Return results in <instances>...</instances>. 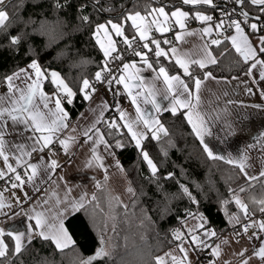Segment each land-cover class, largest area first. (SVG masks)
<instances>
[{
    "label": "snow or ice",
    "instance_id": "6c2138e0",
    "mask_svg": "<svg viewBox=\"0 0 264 264\" xmlns=\"http://www.w3.org/2000/svg\"><path fill=\"white\" fill-rule=\"evenodd\" d=\"M93 8L96 11H112V8L104 7L102 0H91ZM12 6L18 9L21 4H13L12 0H0V33L7 34L10 26V14L8 7ZM231 5V7H229ZM184 6H190L191 11H185ZM55 7L62 8L63 5L60 0H55ZM83 8V6H82ZM170 8V11H166ZM255 8L261 15L256 16V21L250 23L251 13L245 9ZM207 9L213 11H220L221 18L218 21H213V16L207 13ZM16 13H13V16ZM236 15L242 19L232 20L231 17ZM189 18L199 21L206 26L203 27L199 33L194 31H181L175 34V41H183L184 37L200 34L201 38L204 36H211L215 31L218 36L224 35L226 29L234 30V34L224 36V40L213 38L202 45L203 58L201 59H182L175 46L170 47L167 51L161 47V44L172 45V41L168 39H157L151 35L153 31L163 35L166 32L172 31L174 26H178L181 30H185ZM83 23L91 24L89 16L82 15L80 17ZM131 22L128 24V22ZM211 22V23H209ZM133 30L131 37L125 34V26ZM245 27L251 30V35L255 36L257 32H264V0H225L223 6L217 5L215 0H179V6L175 4H162L160 6H152L151 4L144 7L141 11L121 12L117 20L108 19L104 23H96L93 26V36L96 43L99 44L103 51L105 62L103 67L94 73L93 80L83 78L80 82V87L74 91L60 76L58 72H49L42 69L39 62L33 59L26 67L18 68L11 75H7L0 79V85L6 87L7 91L0 94V181L4 182L3 189L0 190V218L8 219L10 216L23 214L29 220H35L34 225L28 226L27 232L14 233L8 231L6 227H0V264L7 261L12 264L13 257H19L26 246L30 243L34 236H39L43 240L51 241L56 250L61 254H65V250L71 249L75 251V241L64 227L65 214H72L81 209L87 210L88 204H94L96 196L93 194L89 199L87 193H82L76 200H70L65 195L63 200L57 199V204L63 203L65 207L63 210L57 212V225L47 223V219L42 212H37L35 215H30L24 211L22 205L26 200L30 199L27 192H24L23 199L16 196L15 189L23 188L27 184H34L36 177L43 170L48 174V179L52 180V174L60 167L56 159H49L45 163V158L42 155L45 150L51 156L55 153L52 150V145L58 143L61 148L68 153L69 142H75V136L69 135L65 139H60L57 133L63 132L64 129L69 128L68 120L70 119L68 112L63 107V102L68 104L73 103V99L81 94L84 100H91L96 93L97 88L95 83L107 84L109 90L113 91V95L118 93L114 90V85H123L124 89L128 91V95L132 99V103L137 104V98L141 95H146V103H151L156 111H160L159 104L155 101V87L154 84H145L143 78L139 73L144 70L138 67V63L146 66V69H151L157 73L154 79L159 80L163 78V83L166 85V93L172 96L170 110L175 115L178 109H187L184 113L187 122L191 125L192 134L202 145L203 152L209 159H225L214 154L213 148L206 142L205 137L211 135L208 128L207 119L197 110L200 97L199 91L202 84L200 77L194 75L190 70V65H196L200 70L205 69L208 65H215L218 63L217 57L212 54L211 46L219 47L224 41H229L232 49L239 55L244 65H247L243 74L245 77H254V70L259 69V81L264 82V35L255 36V43L249 39V34L246 33ZM101 34L105 40H101ZM113 36L122 38L119 43L125 45V51L130 50V55L139 57V62L124 63V55L117 48L118 41L113 39ZM9 46L15 47L21 43L22 37L19 35H9ZM154 46V47H153ZM146 50V51H145ZM155 57V63H159L161 57L169 58V53L175 57V64L183 70V75L188 77L193 84L190 88L189 84L181 78L180 75H169L164 66L159 69L153 67V62L149 60V54ZM224 53H221L223 55ZM62 56H67V52H62ZM187 56V54H184ZM121 62L120 67L115 70L110 67L114 62ZM119 73V75H117ZM204 80L213 78L211 72L203 73ZM237 79V77H233ZM48 81L54 86L51 93L44 91L43 84ZM136 81L135 84L130 83ZM252 83H257L253 78ZM132 87L138 89L135 95L132 94ZM246 91L252 93L251 87H246ZM260 95L264 97V89L260 91ZM183 97V99H181ZM167 98V95L165 96ZM52 105V107H49ZM110 106L106 101H102L97 105L99 109V116L85 129L80 135L84 139V143L92 142L90 146L91 157L86 162V167H98L103 169L105 175V182L108 179V170L103 163V157L97 154V147L103 144L104 151L107 155L115 157L113 148H123L125 144L121 139H116L114 144L109 143L105 136H125L130 135L131 139L135 141V147L141 150V155L150 169L152 176L158 172L156 164L150 159L147 151L142 148L141 141L147 138V133H151L152 139H160V134L167 135V129L160 123L159 119L151 116L141 114V108L137 105V117L134 121L126 119L127 114L119 109V119L123 123L112 120L111 122L102 121L103 114ZM112 107H115L113 105ZM256 107H261L257 105ZM96 112V109L92 110ZM104 123L107 125V133L101 132L97 125ZM143 125L146 131H137ZM127 129V133L121 129ZM71 131L75 133L76 128ZM15 137V139H11ZM95 137V139H94ZM33 154L38 156V161L31 162ZM247 155H242L239 160L225 159L226 163L236 165L240 173L246 177L248 181L258 179L255 176H249L246 168L248 167ZM115 166L123 171L120 162L115 161ZM169 174L168 178H171ZM260 176L264 177V170L260 172ZM61 176L59 180H63ZM55 183V181H53ZM97 188L102 187L100 182L96 184ZM182 191L189 197L192 203H197L196 199L192 197L187 187L181 185ZM39 190V189H36ZM11 191L12 202H8L4 196L5 192ZM70 191V189L68 190ZM127 191L135 195L134 190L129 187ZM232 193V201H225V203L234 202L242 213V218L247 220V223H240L241 217L235 216L230 218V223L235 220L240 223V229L235 232L236 242L239 243V238L247 235L250 229H254L249 240L258 239L261 245L256 248L253 247L251 254L248 249H243L235 255L238 257L239 264H249V260L253 256L264 264V220L253 219L254 212L258 210L264 213V198H253L252 203L257 205V208L250 211L247 203L241 200L237 194V190L229 189ZM244 186L239 187L238 192H245ZM56 194L53 193V196ZM118 205L122 202L119 197L114 198ZM45 204L48 201H44ZM14 205L21 207V212L14 211ZM98 207V205H94ZM125 210L127 205H123ZM33 211H35L33 209ZM115 218L114 216L112 217ZM191 218L197 221L191 227L187 226V220ZM3 223V220H0ZM207 221L202 215L188 212L185 220L182 222L183 231L181 229L172 230L171 242L176 243V250L181 254L179 257L172 252L165 253L164 256H157L154 258V264H192L189 259L190 251H204L210 250L209 254L215 258L221 255V245L215 244L213 238L217 237V232L211 227H207ZM235 227V224L233 225ZM5 238H9L11 245L6 242ZM213 240V243H208ZM227 240H222L221 244H227ZM106 240L101 237V247L96 251L95 255L90 257H82L77 255L74 264H93L99 258L111 257V252L106 248ZM47 264V262H46ZM209 264H215V260H211ZM229 264V262H225Z\"/></svg>",
    "mask_w": 264,
    "mask_h": 264
},
{
    "label": "trees",
    "instance_id": "16d2710c",
    "mask_svg": "<svg viewBox=\"0 0 264 264\" xmlns=\"http://www.w3.org/2000/svg\"><path fill=\"white\" fill-rule=\"evenodd\" d=\"M215 2L223 6L225 0ZM12 3L21 6L18 9L11 5L8 7L10 26L7 34L0 33V79L35 59L42 69L58 72L74 91L80 87L83 78L93 80L94 73L105 62L103 51L93 36V26L96 23H104L108 19L117 20L125 10L143 12L144 7L149 4L157 7L162 4L179 6V0H102L104 7L113 10L100 12L93 8L91 0H60L62 8L55 7V0H12ZM184 10L191 11L190 6H184ZM246 10L254 15H261L255 8ZM14 12L16 14L13 16ZM207 13L214 15L218 10L207 9ZM82 15L89 16L92 23H83L80 19ZM132 32L126 25L125 34L131 37ZM9 35L21 36V43L10 47ZM114 38L118 41L117 48L124 52L126 46L119 43L122 38ZM211 49L218 63L203 70L192 65L190 70L194 75L202 79L204 72H211L217 78H231L242 75L246 70L247 65L240 62L241 58L229 41H224L219 47L212 45ZM62 52H67L68 55L62 56ZM137 59L139 57L132 56L127 61ZM149 60L156 69L164 66L170 74L183 75L170 57H161L159 63H155V57L150 53ZM183 77L190 88L193 87L192 81L184 75ZM45 90H54L48 81L45 82ZM85 104L86 100L81 94L71 104L63 102L72 118L80 113ZM184 113H161L159 121L168 134H160V139L157 140L152 139L151 133H148L147 138L142 141L143 150L148 152L158 168L155 176H152L147 162L142 158L141 150L135 147L130 135H106L105 138L111 144L116 139H121L125 144L123 148L113 150L135 195H131L127 203L118 205L114 199L117 195L113 183L103 180L100 182L102 187H96L93 192L96 196L94 204H88L86 211L81 209L75 212L65 222L75 241V251L68 249L61 255L51 241L37 236L26 244L19 257L12 258V264H74L77 255H95L101 247L102 236L111 257L99 258L93 264H154L155 257L177 251V242L170 243L172 230L182 227L188 212L204 217L208 222L206 226L218 234L213 238L214 241L227 231L239 230L240 223L246 220L242 218V213L234 202L225 203L232 201L229 189L237 190L241 200L252 211L257 208L252 203L253 198H264V177L259 175L258 179L248 181L236 165L222 159H209L192 134L191 125ZM113 115V110H109L102 121L111 122ZM99 128L104 133L108 131L103 122L99 124ZM121 131L127 133V129L122 128ZM169 174H172L171 178H168ZM181 185L188 188L197 203H192L183 193ZM241 186L245 187V192H238ZM123 205L128 206L126 210ZM259 213L256 210L253 216ZM235 216L241 217L240 223H232L233 220L230 223V218ZM9 244L11 245L10 240ZM209 260H212L211 255ZM4 264L8 262L4 261Z\"/></svg>",
    "mask_w": 264,
    "mask_h": 264
},
{
    "label": "crops",
    "instance_id": "0c3cea01",
    "mask_svg": "<svg viewBox=\"0 0 264 264\" xmlns=\"http://www.w3.org/2000/svg\"><path fill=\"white\" fill-rule=\"evenodd\" d=\"M188 22H192L194 25L188 26ZM249 22L252 23L258 21L250 19ZM205 26V24L196 20L192 21V19L189 18L185 30H181L178 26H174L172 31L166 32L163 35H156L155 38L161 40L166 38L171 40L173 42L172 45L162 43L161 47L167 51L170 47L175 46L182 59H201L203 58L202 45L213 39L215 31L211 36H204L203 38H201L200 34L191 36L186 35L183 41L180 42L175 41L174 37L177 32L181 31H194L199 33ZM245 31L249 34V39L254 43L255 36L264 35V32H257L255 36H253L251 35V30L247 27H245ZM232 34H234V30H232L227 36ZM210 50L212 51V49ZM184 54H187V56ZM212 54L214 55L213 51ZM169 57L175 62V57H173L171 53H169ZM139 59L127 63L139 62ZM191 66L192 65H190V67ZM138 67L144 69L139 73L143 78L144 83L154 84L156 90L154 98L156 103L159 104L161 110L156 111L151 103H146V98L150 99L149 97H146V95L139 96L137 98V104L134 105L131 97L128 95V91L124 89L123 85H114V90L118 93L114 96L113 91H110L109 86L105 84L102 90L96 91L91 100H86L85 106L72 121L68 120L69 128L64 129L63 132L57 133V136L60 139H65L69 135L75 136V142H69L68 153L66 154L58 143H54L51 146L55 153L54 156L50 157L47 150L42 154L45 158V163L49 162V159L51 158L56 159L60 165V167L55 170V173L52 174V180H49L48 174L41 170L40 174L36 177L34 184L25 185L23 191L20 189L11 190L15 192L16 196H19L22 199L24 192L28 193L30 199L26 200L22 205L24 211L33 216L37 212H42L44 213L48 224L57 225L58 220L56 219V214L65 207L63 203L57 204V199L63 200L66 193L70 200L78 199L82 193H87L89 199L92 197L97 182H102L104 180L105 173L103 169L95 166L86 167V162L91 157L90 146L92 145V142L89 141L85 144V138L80 135V133L99 116L97 105L101 104L102 101H106L110 106L108 110L104 112L102 120L109 110H113L114 115L111 118V121L115 120L117 117L119 123H123V121L119 119V112L116 110L117 107L127 114L126 119L129 121H134L136 119L137 105L141 108V114L156 119H159L161 113L170 111L166 109H170L172 106V96L166 93V85L163 83V78L161 77L159 80L154 79L157 73L151 69H146V66L143 64L138 63ZM181 71L183 73L182 69ZM117 75H119V73ZM169 75H180L181 78L185 80L181 74L169 73ZM235 77H237V79H233V77H214V79L209 78L204 80V78H202V84L199 91L200 102L197 110L207 119L211 135L206 136L205 140L213 148L214 154L224 157L225 159L234 160H239L242 155L246 154L248 158L246 161L248 165L246 171L249 176L257 177L260 175V172L264 170V97L260 95V91L264 89V82L259 81V69L254 70V77H245L244 74ZM253 78L257 80V83H252ZM45 82L43 88L44 91L47 92L45 90ZM130 83L135 84L136 81H131ZM51 86L54 89V86ZM246 87L252 88L251 94L246 91ZM6 91V87L0 85V94L5 93ZM131 91L132 94L135 95L138 89L132 87ZM166 95L167 98H165ZM121 96L126 105L120 100ZM181 99H183V97H181ZM113 105H115V107H112ZM257 105H260L261 107H256ZM49 107H52V105H49ZM93 109H96V112H93ZM179 111L186 112L187 109H178L177 112ZM97 127H99V125H97ZM72 128H76L77 131L73 133L71 131ZM134 130L146 131L142 124L139 128H135ZM11 139H15V137H11ZM97 154L103 157V163L107 167V181L113 182L117 178L122 177V173L117 172V169L119 168L115 166V161L118 160L116 154L115 157L107 155L104 151L103 144H100L97 147ZM37 161L38 156L33 154L31 162L35 163ZM61 176L64 178L63 180H59V177ZM53 181H55V183H53ZM69 189L70 191H68ZM11 191L4 193L8 202H12ZM53 193L56 195L53 196ZM44 201H48V203L45 204ZM33 209L35 211H33ZM14 211L20 213L21 207L14 205ZM74 213L70 215L65 214L63 222L66 229L65 222L67 218ZM0 220H3V223H0V227H6L8 231L14 233L27 232L28 226L35 224L34 219L29 220L23 214L10 216L8 219L0 218ZM256 220H264V218ZM251 235L252 233L248 236ZM261 235H264V233ZM228 236L229 232L227 231L214 241L215 244H220L222 249L221 255L218 259L212 256V260H215V264H225L226 261L229 262V264H239L238 257L235 253H238L243 249H248L246 255H249L251 254L253 247L258 248L261 245V241L258 239H252L249 240V242L241 241L239 243L230 240L227 244H221L222 240L228 241ZM35 237L37 236H34L33 238ZM5 239L6 242L9 243L10 239ZM208 251L210 252V250ZM174 254L178 257L181 255L178 251ZM196 258V251L192 252L189 256L192 264L196 262ZM168 264H171L170 260L168 261ZM249 264H261V261L253 256L252 259L249 260Z\"/></svg>",
    "mask_w": 264,
    "mask_h": 264
},
{
    "label": "rangeland",
    "instance_id": "374dc122",
    "mask_svg": "<svg viewBox=\"0 0 264 264\" xmlns=\"http://www.w3.org/2000/svg\"><path fill=\"white\" fill-rule=\"evenodd\" d=\"M170 10V9H169ZM168 9H166V11H169ZM151 35L153 36V37H155L156 35H161L160 33H158V32H155V31H153L152 33H151ZM101 40L102 41H104L105 40V37L103 36V34H101ZM115 39V38H114ZM127 62H129V61H126L125 63H127ZM115 120H117V117H116V119ZM118 122V121H117ZM135 142V141H134ZM141 143H142V141H141ZM117 172H121L122 173V177H120V178H117L116 180H114L112 183H113V186H114V188H115V194L117 195V197H119V200L121 201V202H123V203H127L128 202V200H129V198L131 197V195L132 194H130L128 191H127V189L129 188V187H131L132 189H133V187L131 186V184H130V182H128V179H127V177L125 176V174L123 173V171H121L120 170V168L119 169H117ZM244 179H246L245 177H244ZM235 222V220H233V222L232 223H234ZM195 223H197V221H195V220H192L191 218L190 219H188L187 220V226L188 227H191L192 225H194ZM180 229L183 231L184 229H183V227H180ZM254 231V229H250L249 230V233L247 234V235H243V236H241L240 238H239V242H241V241H246V242H249V239L247 238V236L248 235H250L252 232ZM229 232V236H228V242H230V240H232V241H236V238H235V231H232V230H230V231H228ZM216 241V240H215ZM208 243H213V240H209L208 241ZM192 252H195V251H190L189 252V256L192 254ZM196 261H197V258H196ZM194 264H197L196 262L194 263Z\"/></svg>",
    "mask_w": 264,
    "mask_h": 264
},
{
    "label": "built area",
    "instance_id": "2783aa9c",
    "mask_svg": "<svg viewBox=\"0 0 264 264\" xmlns=\"http://www.w3.org/2000/svg\"><path fill=\"white\" fill-rule=\"evenodd\" d=\"M229 7H231V5H229ZM212 16H213V21H218L221 18V13L219 12L218 14L212 15ZM231 19L234 21L236 19H242V17H238L236 15H233L231 17ZM193 25L194 24L192 22H188V26H193ZM231 31H232V29H226L224 31V35H222V36H218L217 33L215 32L214 33V38H219L221 40H224V36H227ZM122 53L124 55V61H123L124 63L127 61V58L133 56V55H130V50L129 51H124ZM120 66H122V65H121V62H119V61L110 64V67L113 68V70H115L117 67H120ZM104 85L105 84H99V83H95L94 84V86L97 88L98 91L102 90ZM120 100L123 102L124 105H126V103L124 102V99H123L122 96L120 97ZM73 119L74 118L70 117L69 121H72ZM34 155H36V154H34ZM3 186H4V182L0 181V189H3ZM260 216L264 217V213H261ZM247 222L248 221H246L245 223H247ZM197 254H198L199 258H204V257L206 258V255H207L205 251H198Z\"/></svg>",
    "mask_w": 264,
    "mask_h": 264
},
{
    "label": "bare ground",
    "instance_id": "6f19581e",
    "mask_svg": "<svg viewBox=\"0 0 264 264\" xmlns=\"http://www.w3.org/2000/svg\"><path fill=\"white\" fill-rule=\"evenodd\" d=\"M219 12H220V11H218V13H219ZM218 13H217V14H218ZM214 15H216V14H214ZM260 214H261V213H259L257 216H252L253 219L264 218V217H261ZM246 221H247V220H246ZM246 221H245V222H246ZM245 222H244V223H245ZM204 251H205L206 254H207V255H206V258H205V257H204V258H199L198 255H197V261H196L197 264H205V262H210V260H209V256H210L209 251H208V250H204Z\"/></svg>",
    "mask_w": 264,
    "mask_h": 264
},
{
    "label": "water",
    "instance_id": "95a60500",
    "mask_svg": "<svg viewBox=\"0 0 264 264\" xmlns=\"http://www.w3.org/2000/svg\"><path fill=\"white\" fill-rule=\"evenodd\" d=\"M245 10H246V9H245ZM256 16H257V15H254V14L251 13L250 19L256 20V19H255Z\"/></svg>",
    "mask_w": 264,
    "mask_h": 264
}]
</instances>
